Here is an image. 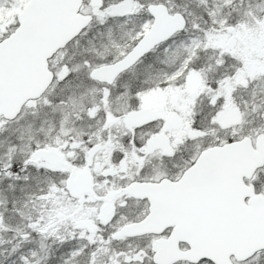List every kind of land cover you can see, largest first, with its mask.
Segmentation results:
<instances>
[{"label": "snow or ice", "instance_id": "6c2138e0", "mask_svg": "<svg viewBox=\"0 0 264 264\" xmlns=\"http://www.w3.org/2000/svg\"><path fill=\"white\" fill-rule=\"evenodd\" d=\"M0 264H264V0H0Z\"/></svg>", "mask_w": 264, "mask_h": 264}]
</instances>
